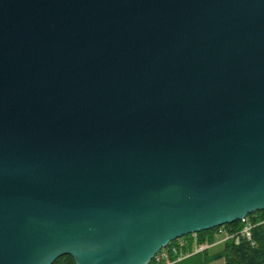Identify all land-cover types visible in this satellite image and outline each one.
Segmentation results:
<instances>
[{
	"label": "water",
	"instance_id": "water-1",
	"mask_svg": "<svg viewBox=\"0 0 264 264\" xmlns=\"http://www.w3.org/2000/svg\"><path fill=\"white\" fill-rule=\"evenodd\" d=\"M264 210V0H0V264H149Z\"/></svg>",
	"mask_w": 264,
	"mask_h": 264
},
{
	"label": "trees",
	"instance_id": "trees-1",
	"mask_svg": "<svg viewBox=\"0 0 264 264\" xmlns=\"http://www.w3.org/2000/svg\"><path fill=\"white\" fill-rule=\"evenodd\" d=\"M248 225H251V240L244 236H241L239 243L234 239H228L222 243L218 251L213 252L212 248L216 246L221 230L240 234ZM181 238L185 241L179 242ZM181 238L171 242L157 256L167 250L170 264H212L217 260H224L225 264H264V210L248 214L244 221L238 220ZM205 246L207 247L203 250L197 251ZM157 256L149 264H167L164 260L158 263ZM53 264L76 263L71 255H64Z\"/></svg>",
	"mask_w": 264,
	"mask_h": 264
},
{
	"label": "built area",
	"instance_id": "built-area-1",
	"mask_svg": "<svg viewBox=\"0 0 264 264\" xmlns=\"http://www.w3.org/2000/svg\"><path fill=\"white\" fill-rule=\"evenodd\" d=\"M220 232H221V235L222 234H225V235H224V237L221 240L219 239L216 242V244L223 243L224 241H226L228 239H234L236 243H239L241 236H244V237H246L249 240H251V238H252V235H251V225L246 226L245 229L240 234H231V233H227L226 231H223V230H221ZM206 247L207 246L201 247L197 251L203 250ZM162 257H163V254L162 253L159 256H157L158 263H161L164 260L167 264H170L169 256L168 255L166 257L167 259L162 258Z\"/></svg>",
	"mask_w": 264,
	"mask_h": 264
},
{
	"label": "rangeland",
	"instance_id": "rangeland-1",
	"mask_svg": "<svg viewBox=\"0 0 264 264\" xmlns=\"http://www.w3.org/2000/svg\"><path fill=\"white\" fill-rule=\"evenodd\" d=\"M224 235H225V234H222V235L219 237V239L221 240V239L224 237ZM186 236H188V235H186ZM184 241H185V240H184L183 238H181V239L179 240V242H184ZM221 245H222V243L216 244V246H214V247L212 248V249H213V252L218 251V250L220 249ZM162 254H163V257H162V258L167 259V258H166L167 255H168L167 250H164ZM183 257H184V256H183ZM181 258H182V257H181ZM169 261H170V259H169ZM170 262H171V261H170ZM212 264H225V263H224V260H217V261L213 262Z\"/></svg>",
	"mask_w": 264,
	"mask_h": 264
}]
</instances>
